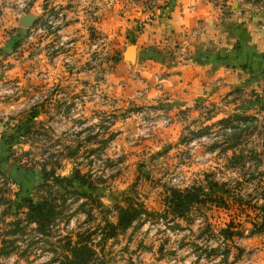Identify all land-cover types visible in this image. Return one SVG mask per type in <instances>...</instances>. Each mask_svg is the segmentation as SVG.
Returning a JSON list of instances; mask_svg holds the SVG:
<instances>
[{
  "label": "rangeland",
  "instance_id": "374dc122",
  "mask_svg": "<svg viewBox=\"0 0 264 264\" xmlns=\"http://www.w3.org/2000/svg\"><path fill=\"white\" fill-rule=\"evenodd\" d=\"M177 4L0 0V264H264V67L181 82Z\"/></svg>",
  "mask_w": 264,
  "mask_h": 264
},
{
  "label": "crops",
  "instance_id": "0c3cea01",
  "mask_svg": "<svg viewBox=\"0 0 264 264\" xmlns=\"http://www.w3.org/2000/svg\"><path fill=\"white\" fill-rule=\"evenodd\" d=\"M190 1L194 0H178L171 18L175 37L185 51L179 55L176 66L181 82L224 81L232 70L237 72V68L245 63L254 68L264 67V28L257 25V19L264 18L262 8L258 10L254 2L243 0L239 9L231 7L224 13L221 7L227 6L224 3L230 0H223L218 5L196 0L201 7L190 12L186 7ZM213 13L218 16L203 31L200 18ZM211 16L204 19L209 21ZM197 87H191V90L196 91Z\"/></svg>",
  "mask_w": 264,
  "mask_h": 264
},
{
  "label": "trees",
  "instance_id": "16d2710c",
  "mask_svg": "<svg viewBox=\"0 0 264 264\" xmlns=\"http://www.w3.org/2000/svg\"><path fill=\"white\" fill-rule=\"evenodd\" d=\"M45 175V179H48L49 176L52 177L53 182L55 183H61V182H66L68 185H72L73 181L76 179H72V178H67V177H60L59 175L54 174V172L51 171H45L44 173ZM81 181V178H78ZM29 206L31 207V209L33 210V212L36 214L40 213L41 211V205L39 203L36 202H29ZM131 214L128 211L125 210H121V214H120V222L121 224H124L126 222H128V220L130 219ZM264 224V221L258 226L259 228Z\"/></svg>",
  "mask_w": 264,
  "mask_h": 264
},
{
  "label": "water",
  "instance_id": "95a60500",
  "mask_svg": "<svg viewBox=\"0 0 264 264\" xmlns=\"http://www.w3.org/2000/svg\"><path fill=\"white\" fill-rule=\"evenodd\" d=\"M34 19V16L32 14H25L20 17V23L23 25H30Z\"/></svg>",
  "mask_w": 264,
  "mask_h": 264
}]
</instances>
